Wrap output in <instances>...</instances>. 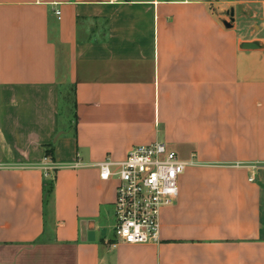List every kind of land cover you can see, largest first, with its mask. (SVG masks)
<instances>
[{"label":"crops","instance_id":"obj_1","mask_svg":"<svg viewBox=\"0 0 264 264\" xmlns=\"http://www.w3.org/2000/svg\"><path fill=\"white\" fill-rule=\"evenodd\" d=\"M236 1L0 0V264H264V26ZM155 141L176 199L114 247L98 163Z\"/></svg>","mask_w":264,"mask_h":264},{"label":"built area","instance_id":"obj_2","mask_svg":"<svg viewBox=\"0 0 264 264\" xmlns=\"http://www.w3.org/2000/svg\"><path fill=\"white\" fill-rule=\"evenodd\" d=\"M43 164L47 174L56 168L48 154ZM98 166L102 178L119 179L110 244L159 241L161 210L174 203L186 162L166 142L155 141L134 145L122 160L106 157Z\"/></svg>","mask_w":264,"mask_h":264},{"label":"rangeland","instance_id":"obj_3","mask_svg":"<svg viewBox=\"0 0 264 264\" xmlns=\"http://www.w3.org/2000/svg\"><path fill=\"white\" fill-rule=\"evenodd\" d=\"M233 7L235 9L236 16L242 19V23L245 22V24H248L256 31H259V25L264 26V0H237L233 3ZM230 18L232 19V17ZM253 25H255V27ZM70 99L71 98H69V102H71ZM67 100H63L65 112L68 111L66 106ZM68 107L70 109L71 104H69Z\"/></svg>","mask_w":264,"mask_h":264},{"label":"water","instance_id":"obj_4","mask_svg":"<svg viewBox=\"0 0 264 264\" xmlns=\"http://www.w3.org/2000/svg\"><path fill=\"white\" fill-rule=\"evenodd\" d=\"M231 15L234 14V8L231 9ZM229 24V22L226 21ZM231 24V23H230ZM241 47L243 48H258L261 47V41L259 39L245 40L241 42Z\"/></svg>","mask_w":264,"mask_h":264},{"label":"trees","instance_id":"obj_5","mask_svg":"<svg viewBox=\"0 0 264 264\" xmlns=\"http://www.w3.org/2000/svg\"><path fill=\"white\" fill-rule=\"evenodd\" d=\"M52 183V182H51ZM50 187H52V184L50 185Z\"/></svg>","mask_w":264,"mask_h":264}]
</instances>
